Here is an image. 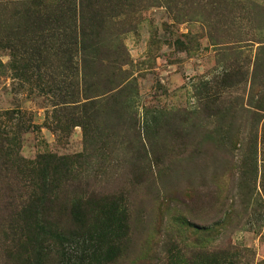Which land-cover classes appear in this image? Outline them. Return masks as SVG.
Masks as SVG:
<instances>
[{
  "label": "rangeland",
  "instance_id": "1",
  "mask_svg": "<svg viewBox=\"0 0 264 264\" xmlns=\"http://www.w3.org/2000/svg\"><path fill=\"white\" fill-rule=\"evenodd\" d=\"M0 264H264V0H0Z\"/></svg>",
  "mask_w": 264,
  "mask_h": 264
},
{
  "label": "trees",
  "instance_id": "2",
  "mask_svg": "<svg viewBox=\"0 0 264 264\" xmlns=\"http://www.w3.org/2000/svg\"><path fill=\"white\" fill-rule=\"evenodd\" d=\"M80 2H81V0H80ZM45 17L46 18H49L48 15H45ZM40 18L41 17H39V19ZM60 18H64V16L63 15H60ZM90 26H91V24L86 23V24H83V26H81L80 29H79V33H80V41H79V44H80V47H79V50H80V59H81V57L86 56L85 51H86V48H88V45L87 44L89 42L85 44V39L84 38H85V36H87V35L89 36L91 34L90 31H88L89 28H90ZM13 112H15L14 109H11V113H13ZM7 113H10V112H8V110L6 109L5 110V114H7ZM36 156H37L36 162L38 164H41L42 165V167L40 168V170L43 173H42V175H41L40 178L43 180V183L44 184L49 183L50 182L49 180H51L52 179V176L55 174V173H49V175H48V172H49L48 171V168H50L52 166L53 167L54 166H57L59 168V165L60 164H63V165H67L68 164V158H67V156H60V155H57L56 156L54 153H43V154H37ZM47 178H48V180L45 181V179H47ZM48 191L49 190L48 189L46 190L45 188L44 189L41 188L38 191L39 194L34 198V200H35V202L33 204L34 209H35L33 211L34 213H36V210H38V208H43V206H44V204L46 202L49 201V204H50L51 199H50V194L48 193ZM40 212L43 213V214H41V217L39 218V220L42 222V227L43 228L45 226H48V225L51 226V225H54L55 224V223H53L51 221H48V219H46V216L48 217V215L50 214V213H48L47 210H44V212H43L40 209ZM36 219L37 218H36L35 214L28 215V216H24L23 217V224L25 223V221L26 222H33V220H36ZM31 224L32 223H30V226H31ZM56 227L59 230H57L55 232H56L57 235L58 234H61L60 235V238H63L64 236H66V235H62L65 229H63V227L60 224L59 225L57 224ZM75 235L76 234H70L68 236L69 237H73Z\"/></svg>",
  "mask_w": 264,
  "mask_h": 264
}]
</instances>
